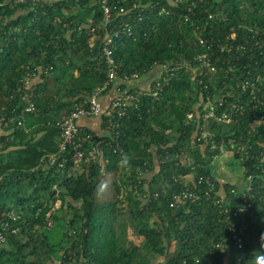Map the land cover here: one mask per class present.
Masks as SVG:
<instances>
[{"label":"trees","instance_id":"trees-1","mask_svg":"<svg viewBox=\"0 0 264 264\" xmlns=\"http://www.w3.org/2000/svg\"><path fill=\"white\" fill-rule=\"evenodd\" d=\"M147 2L159 4L132 23L134 35L117 41L113 58L119 79L159 68L151 86L162 88L157 97L140 96L115 120L101 174L95 164L71 167L72 150L66 168L39 167L58 151L60 123L74 104L106 82L98 47L91 52L87 36L78 33L100 17L98 5L47 0L43 10H31L0 0V120L12 119L8 127L0 122L7 132L0 137V233L6 237L0 264H251L264 232V0ZM162 6L168 15H158ZM202 53L215 73L196 60ZM46 68L48 75L40 71ZM32 71L37 112L31 114L24 112L21 88ZM210 106L230 113L231 121H203ZM189 113L194 120H187ZM101 125L105 131L107 120ZM201 131L217 149L197 140ZM220 145L246 179L253 177L252 207L235 222L242 250L232 243L227 218L241 207L243 192L210 169L222 155ZM200 178L214 182L211 198L172 205L174 194L205 191ZM129 228L140 246L128 242Z\"/></svg>","mask_w":264,"mask_h":264},{"label":"built area","instance_id":"built-area-1","mask_svg":"<svg viewBox=\"0 0 264 264\" xmlns=\"http://www.w3.org/2000/svg\"><path fill=\"white\" fill-rule=\"evenodd\" d=\"M47 0H7V5H10L11 8L16 7H30L36 9L39 5L40 9L45 8V2ZM125 2V6H115V3L111 0H89L90 4H97L99 11L101 13L100 17L97 20H93L88 24H82L78 27V33L85 35L88 38V46L90 51L93 52L96 47H98L99 59L105 64L106 67V82L104 86L95 91L93 94L88 96L86 99H82L74 104L73 110L70 114L63 119L60 123V135L58 140V151L54 154L47 155L41 159L40 168L43 169H63L66 168L67 158L66 154L69 150H72L73 154L70 160L71 167H80L85 164H95L101 174L105 173L106 165L109 164V158H107L106 150L110 147V142L107 141V136L111 138L110 130H113L117 127L114 123L115 120H121L130 106L136 105L139 102L140 96H143L145 93L151 94L153 97H157L158 92L162 88L161 83H156L155 86H150L148 89L138 90L133 94L132 89L136 88L134 86L130 87V84L138 82L141 77L134 75L133 77H124L119 79L116 73V64L114 61V51L116 49L117 41L120 40L123 36H133L132 23L136 21H142L141 14L147 8L155 9L159 2L152 4L151 2L143 3V0H121ZM173 2V1H170ZM35 4V6H32ZM178 4V2H175ZM137 13H140L137 18L135 16ZM95 12L91 13V16L95 17ZM169 11L165 6H162L158 12L159 16L168 15ZM42 15H46L42 11ZM55 22H60V19L56 17ZM72 22L64 23V27H68ZM200 44L205 46L204 40H200ZM197 61L201 62L203 67L210 70V72L215 73L216 69L212 65L211 57L207 53H202L196 58ZM49 68V67H48ZM40 69V71L48 75L49 69ZM37 75L35 71L27 74L24 80V86L21 88L22 101L26 102V107L24 112L26 113H36L37 107L35 105V89L30 85L29 81L35 78ZM126 84L129 88L122 89L119 86L121 84ZM112 86L115 90V96L111 104L104 108L100 103L102 94ZM249 84L246 83L245 87H248ZM221 105V104H220ZM237 113V112H235ZM102 118L107 120L108 127L103 131L102 135L98 136L97 134L90 132L80 126L79 122L82 118ZM195 118L194 113H189L187 115V120L192 121ZM203 121L216 120L219 123H229L231 121V114L227 111H224L218 114L214 106H210L208 111L201 116ZM4 124V127H8L12 123V119L9 118L5 120L2 118L0 120ZM21 122L18 123L21 126ZM197 140L199 142L211 143V149H217L218 146L213 140V136L206 131H201L198 133ZM118 147V146H117ZM220 151L225 153V147L223 145L219 146ZM248 184L242 190V205L236 211L233 216L228 217L229 230L232 236V243L237 248V250H242L243 240L240 237L237 229L235 228V222L239 220V217L250 211L252 203L250 200L249 193L252 191L251 184L253 177H248ZM199 185H206L205 191L197 192V190H185L173 195L172 205L185 203V202H197L201 199L211 198V192L215 189V184L209 178H200ZM54 190L58 193L56 187ZM233 192V191H232ZM218 203V200L215 201ZM60 206V202L56 203V208ZM8 217L12 221H16L17 217L13 212L8 214ZM4 228L9 226L8 223L4 224ZM17 230H13L15 233ZM6 241V237L3 233H0V244H3ZM237 264H242L241 260H237Z\"/></svg>","mask_w":264,"mask_h":264},{"label":"rangeland","instance_id":"rangeland-1","mask_svg":"<svg viewBox=\"0 0 264 264\" xmlns=\"http://www.w3.org/2000/svg\"><path fill=\"white\" fill-rule=\"evenodd\" d=\"M156 73L157 72H155V74ZM135 83L136 82L130 84V87L134 86ZM210 169L217 178L221 179L222 177L230 182L235 183L240 191H242L247 185L243 168L240 166L239 162L234 160L233 157L227 152L223 153L219 158H216L210 166ZM125 223L130 226L129 222ZM132 232L133 231L130 228L126 230V238L128 242L131 241L140 246V241L134 238L135 235Z\"/></svg>","mask_w":264,"mask_h":264},{"label":"crops","instance_id":"crops-1","mask_svg":"<svg viewBox=\"0 0 264 264\" xmlns=\"http://www.w3.org/2000/svg\"><path fill=\"white\" fill-rule=\"evenodd\" d=\"M52 1H58V0H52ZM155 72H157V73L155 74ZM161 73H162V71L159 68L153 70L148 76H145V77L141 78L138 82H136L134 84V87H138V88L145 89V90L148 89L151 86L153 80L155 78L159 77L161 75ZM115 90H116V88L115 89L113 88L108 93L102 94L101 99H100V103L102 104V106L104 108H107L111 104V102L115 96ZM79 124L86 129H89L91 131L96 132L97 134L103 133V127L101 125V119H99V118H86V117H84L80 120ZM6 134H7V132H5L4 129L0 127V137L4 136ZM219 180L221 183L235 184V183L230 182V181H228L222 177ZM247 182H248V180H247ZM236 187H237V185H236Z\"/></svg>","mask_w":264,"mask_h":264},{"label":"clouds","instance_id":"clouds-1","mask_svg":"<svg viewBox=\"0 0 264 264\" xmlns=\"http://www.w3.org/2000/svg\"><path fill=\"white\" fill-rule=\"evenodd\" d=\"M123 163H128L127 157H124ZM100 187L103 189L106 185H101ZM256 250L255 254L251 257V264H264V232L260 234L259 247Z\"/></svg>","mask_w":264,"mask_h":264}]
</instances>
